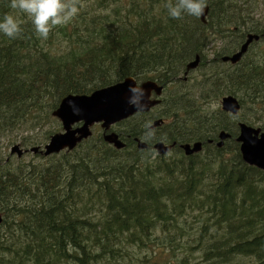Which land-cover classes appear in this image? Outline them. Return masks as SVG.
<instances>
[{
    "label": "trees",
    "instance_id": "1",
    "mask_svg": "<svg viewBox=\"0 0 264 264\" xmlns=\"http://www.w3.org/2000/svg\"><path fill=\"white\" fill-rule=\"evenodd\" d=\"M76 2L78 15L47 39L22 13L15 39L0 34V132L39 125L68 94H90L127 77L171 80L197 55L200 83L168 98L169 124L149 136L135 115L118 134L148 145L201 142L205 149L159 157L131 142L115 150L92 137L45 157V164L0 159V264H139L150 248L179 256L180 264H264V172L242 162L233 139L219 150L208 144L220 131L234 137L235 126L224 121L226 113L197 104L227 94L241 109L249 103L264 110V63L246 54L218 72L212 62L203 67L202 51L210 41H229L216 56L230 55L248 34L264 41V13H253L264 11V0H205V24L187 14L169 18L166 5L176 0ZM6 13L15 14L9 0H0V17ZM95 210L99 217H92Z\"/></svg>",
    "mask_w": 264,
    "mask_h": 264
},
{
    "label": "water",
    "instance_id": "2",
    "mask_svg": "<svg viewBox=\"0 0 264 264\" xmlns=\"http://www.w3.org/2000/svg\"><path fill=\"white\" fill-rule=\"evenodd\" d=\"M208 8L205 7L203 14L199 16L202 23H206ZM259 40V36L248 34L244 43L239 50L231 56L223 57V62H229L232 65L237 64L247 52L249 46ZM200 62L198 56L188 63L186 70H194ZM134 86L143 91L142 110H137L129 103L131 93L129 87ZM162 87L157 86L154 82L146 81L141 86H137L135 80L131 77L124 79L122 82L107 86L93 91L87 95L65 96L59 103L58 108L52 113L56 117L63 129V133L55 134L50 137L49 142L44 146L43 150L35 147L29 150L33 154H41L44 157L59 154L66 150L68 152L74 150L76 146L83 140L91 136L90 128L94 124H100L103 129V141L111 145L116 150L125 147L124 143L114 132L107 133L111 126L118 124L136 113H147L151 108L159 104L158 100H150L152 92L156 96H160ZM221 111L237 116L241 106L239 101L233 96H225L220 102ZM160 123L156 121L152 127H156ZM75 124H81L80 127L72 129ZM231 138V135L225 131H221L217 135L218 142L215 144L217 148H222L224 142ZM137 142V148L143 150L147 147L145 143ZM235 142L239 144V152L242 161L250 167H254L264 172V130L253 128L244 123L238 124V135ZM213 140H208V144H212ZM173 145H165L164 143H156L153 149L158 156H164L170 152ZM185 156L198 154L202 150V143L195 142L193 144H184L180 146ZM28 151H22L19 146H14L10 154H16V158L20 159ZM2 217L0 215V223Z\"/></svg>",
    "mask_w": 264,
    "mask_h": 264
},
{
    "label": "rangeland",
    "instance_id": "3",
    "mask_svg": "<svg viewBox=\"0 0 264 264\" xmlns=\"http://www.w3.org/2000/svg\"><path fill=\"white\" fill-rule=\"evenodd\" d=\"M87 3L90 4V2H87ZM96 13L101 14V10L97 9ZM253 13L255 14L254 17L258 18L263 15L264 11L259 8ZM228 42L229 41H210L209 44L206 45L207 48L205 49L206 56L204 58V61H209L211 58L216 56V54H219V53L222 54L223 50L227 47L226 44ZM52 49L57 50L58 48H52ZM245 58L247 61L254 60L256 63L263 64L264 63V41L255 42V44L252 45L250 51L247 53ZM200 72L201 71H196L194 74H192L190 81L188 79V84L186 86L187 88L193 89L196 83H200V80H201ZM148 78H149V75L147 77L146 76L143 77L141 82L146 81ZM168 94H170V92ZM192 94L198 95L199 91L195 90L194 92H192ZM225 96H228V95L224 94L220 97L211 98L206 101L198 100L197 104L200 105L203 112L205 111L210 112V113H217L218 111L222 112L220 109V102H221V98ZM63 98L64 97L59 99V102L57 103L55 108L52 111H50L49 116L45 117L44 121H42L39 125L33 127L31 126L30 122H26L23 127H20L18 130L13 131V133L0 132V159L2 161H5L8 158L12 162L19 160L20 162L26 165L29 163H32V165H36L39 163L45 164L46 162L44 161V157L38 154H33L32 152H29V150L35 147H39V148L41 147V150H42L43 147L48 143L51 136L55 134L63 133L62 125L60 121L56 117H53L52 115V113L58 108L59 103ZM235 98L239 101L238 97H235ZM250 106L252 105L249 103L246 104L240 110L239 114L236 117L226 114V118L224 119V121L230 124L232 127L235 126L234 127L236 131L235 136H237L238 123L240 122L250 127H253V128L262 129L261 128L262 124L261 122H258V121L264 120V110L255 112L254 109H252ZM140 120L141 118H138V121ZM252 121H254V124H250ZM120 128L121 126L116 125V126H113L110 131L118 133ZM91 131L95 139L98 136L100 137L102 133V130L99 125L93 126L91 128ZM14 146H19L22 151H28V152H26V154H24L20 159H18L16 158V154H10L11 149ZM63 153L65 154V152ZM225 156H229V157H226V159H230L234 157L232 153H227ZM97 211L98 210H95V212H93L92 217L100 216V214ZM0 215L3 219L4 217L1 211H0ZM194 230L197 231V229H194ZM2 231H3V220L0 223V235ZM143 251L145 252V250ZM145 253H148L146 255H149V257L139 264H180L179 256L175 258H172L171 256L164 257L163 254H156V251L154 249L152 250L151 248L150 250H146ZM203 264H206V263H203ZM237 264H255V260L251 258H240V261Z\"/></svg>",
    "mask_w": 264,
    "mask_h": 264
},
{
    "label": "clouds",
    "instance_id": "4",
    "mask_svg": "<svg viewBox=\"0 0 264 264\" xmlns=\"http://www.w3.org/2000/svg\"><path fill=\"white\" fill-rule=\"evenodd\" d=\"M9 7L15 14L6 13L0 17V34L12 39L22 32L21 13L30 19L38 38L47 39L54 27L68 24L80 10L76 0H9ZM205 7V0H176V3L166 5L167 16L171 19H181L185 14L199 17ZM129 92L130 105L138 111L142 110L143 91L130 86ZM146 127L150 129V125ZM147 135H152L151 130Z\"/></svg>",
    "mask_w": 264,
    "mask_h": 264
},
{
    "label": "flooded vegetation",
    "instance_id": "5",
    "mask_svg": "<svg viewBox=\"0 0 264 264\" xmlns=\"http://www.w3.org/2000/svg\"><path fill=\"white\" fill-rule=\"evenodd\" d=\"M205 48H202V51H203V55L206 56V52H205ZM238 50V49H237ZM237 50L233 53H231L230 55H222L220 57H216L214 56L213 58H211L209 61H204V66L205 68H207L208 66H210V63L212 62L213 64L216 65V68H218V72L220 70H227V69H231L233 68L235 65H232L230 64L229 62H223L222 61V58L223 57H227V56H231L233 55L234 53L237 52ZM215 55V54H214ZM197 56V55H196ZM195 56V57H196ZM200 58V57H199ZM195 59V58H194ZM193 61V60H192ZM201 61L202 59H200V62L197 66V68H195L194 70H190L187 72L186 70V67L188 65V63H186L183 67V69L179 72L178 75H176L175 77H173L171 80H167V81H162V80H159V78H154V79H150L151 77H149L146 81H151V82H154L155 84H157V86L159 87H162V91H161V94L160 96H156L155 92H152L151 94V97H150V100H158L159 101V104L156 105L155 107L151 108L149 112L147 113H138L136 115L138 116H141V120L140 121H145V123L143 124H147V125H150V129L146 127L145 129V133L147 134V132L149 130H151L152 132V135L155 133L154 131H156L157 129L160 130V128L166 124H169V121L167 119V117H165L163 115V109L165 107V105L167 104L168 102V98L173 95V94H176V93H179V92H184L186 90V86L188 84V79L190 81L191 77H192V74H194L197 69L201 66ZM191 62V61H190ZM135 80V83L136 85L139 87L141 86L144 82H141L142 79H139V78H134ZM186 87V88H185ZM170 92V94H168ZM160 120V123L156 126V127H152V125L156 122V121H159ZM120 124V123H119ZM118 124V125H119ZM142 125V123H140ZM81 124H75L72 129H76L78 127H80ZM92 132V131H91ZM118 134V133H117ZM151 135V136H152ZM119 138L125 143V147H126V144L128 142H131L133 143L132 146H134L136 149H137V142L136 141H140V142H143L147 145V147L143 150H140V151H143V152H148L149 155H155V151L153 149V146L156 144V143H164L165 145H173L172 149L170 150L169 154L172 153V152H175V151H182L180 146L181 145H184V144H193V143H178V142H171V143H167L166 141L164 140H158V141H155V142H152L153 144H150L148 145L147 144V141H144L138 137H130L128 134H118ZM91 137L94 138V136L92 135ZM103 135L101 133L100 135V138L102 139L103 141ZM235 137L234 136L233 138H231V140L233 139V141L235 142ZM99 136L96 138L98 139ZM86 140L82 141L80 144L78 145H81L83 142H85ZM218 142V139H216V141H214L213 144V147L215 146V144ZM236 143V142H235ZM237 144V143H236ZM77 145V146H78ZM216 147V146H215ZM239 147V145H238ZM202 148H203V145H202ZM239 149V148H238ZM240 154V152H239ZM193 156V155H192ZM241 156V155H240Z\"/></svg>",
    "mask_w": 264,
    "mask_h": 264
},
{
    "label": "bare ground",
    "instance_id": "6",
    "mask_svg": "<svg viewBox=\"0 0 264 264\" xmlns=\"http://www.w3.org/2000/svg\"><path fill=\"white\" fill-rule=\"evenodd\" d=\"M57 120V119H56ZM219 133V132H218ZM218 135V134H217ZM217 137V136H216ZM233 138V137H232ZM210 140H212V139H210ZM214 141H216V140H214ZM213 141V142H214ZM228 141H226V143H227ZM215 147V146H214ZM224 147V146H223ZM41 148V147H40ZM204 148V147H203ZM205 149V148H204ZM219 150V149H218ZM203 152V151H202ZM201 153V152H200Z\"/></svg>",
    "mask_w": 264,
    "mask_h": 264
}]
</instances>
